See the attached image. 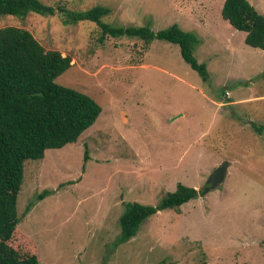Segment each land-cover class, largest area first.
I'll use <instances>...</instances> for the list:
<instances>
[{
  "label": "rangeland",
  "instance_id": "obj_1",
  "mask_svg": "<svg viewBox=\"0 0 264 264\" xmlns=\"http://www.w3.org/2000/svg\"><path fill=\"white\" fill-rule=\"evenodd\" d=\"M42 1L107 6L102 21L111 26L177 23L198 35L194 54L209 78L168 40L100 42L96 22H70L61 11L0 15V28L29 29L47 50L69 55L56 81L102 106L78 141L25 160L17 227L26 241L13 245L38 253L40 264H264V51L224 19L225 0ZM249 1L264 14V0ZM226 160L223 183L203 193ZM178 183L198 196L123 240L126 204L156 206Z\"/></svg>",
  "mask_w": 264,
  "mask_h": 264
},
{
  "label": "trees",
  "instance_id": "obj_2",
  "mask_svg": "<svg viewBox=\"0 0 264 264\" xmlns=\"http://www.w3.org/2000/svg\"><path fill=\"white\" fill-rule=\"evenodd\" d=\"M56 11L63 12L70 22H96L100 42L109 36L126 35L146 43L155 38L176 43L183 59L204 80L209 78L206 64L194 54L200 41L198 35L177 23L158 31L150 25L111 26L102 21L110 12L107 6L74 10L42 0H0V15L26 17L29 13L50 15ZM222 16L246 32L247 44L264 51V14L249 0H225ZM71 61L59 50H47L29 29L14 25L0 28V264H40L38 253L26 245H13L14 240L26 241L17 227L25 160L43 158L47 149L78 141L102 112V106L92 96L56 81L70 68ZM198 194L197 188L178 183L176 190L164 195L156 206L138 201L127 203L119 217L122 239L136 236L141 224L160 210L180 211ZM39 198L43 199L44 194Z\"/></svg>",
  "mask_w": 264,
  "mask_h": 264
},
{
  "label": "water",
  "instance_id": "obj_3",
  "mask_svg": "<svg viewBox=\"0 0 264 264\" xmlns=\"http://www.w3.org/2000/svg\"><path fill=\"white\" fill-rule=\"evenodd\" d=\"M232 164L231 161H224L221 165L216 167L212 174L209 176L207 183L208 185L203 190V193H207L211 189L216 188L219 184L223 183L226 178V174L229 166Z\"/></svg>",
  "mask_w": 264,
  "mask_h": 264
},
{
  "label": "crops",
  "instance_id": "obj_4",
  "mask_svg": "<svg viewBox=\"0 0 264 264\" xmlns=\"http://www.w3.org/2000/svg\"><path fill=\"white\" fill-rule=\"evenodd\" d=\"M247 99H250V98H245V101H246ZM243 101H244V99H243V98H240V99L232 100L231 103L236 104V103H241V102H243ZM252 123H254V121H252ZM253 125H254V124H253Z\"/></svg>",
  "mask_w": 264,
  "mask_h": 264
}]
</instances>
